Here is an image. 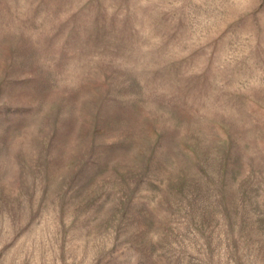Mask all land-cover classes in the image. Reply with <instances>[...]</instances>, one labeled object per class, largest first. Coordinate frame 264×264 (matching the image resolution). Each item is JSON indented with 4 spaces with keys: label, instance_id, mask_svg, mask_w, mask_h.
I'll return each instance as SVG.
<instances>
[{
    "label": "rangeland",
    "instance_id": "rangeland-1",
    "mask_svg": "<svg viewBox=\"0 0 264 264\" xmlns=\"http://www.w3.org/2000/svg\"><path fill=\"white\" fill-rule=\"evenodd\" d=\"M0 264H264V0H0Z\"/></svg>",
    "mask_w": 264,
    "mask_h": 264
}]
</instances>
